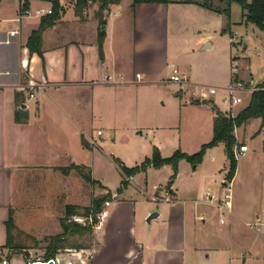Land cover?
<instances>
[{
  "label": "crops",
  "instance_id": "obj_1",
  "mask_svg": "<svg viewBox=\"0 0 264 264\" xmlns=\"http://www.w3.org/2000/svg\"><path fill=\"white\" fill-rule=\"evenodd\" d=\"M71 3L72 0H61L65 12L52 27L43 32L41 56H39L35 53L30 54L26 43L31 33L38 29L40 19L46 15L38 14L37 11L50 9L49 0H28V10L22 16H20L19 0H0V251L2 252L6 251L1 247L6 241L5 223L9 215L15 222L20 212L25 211V214L29 215L27 220H31L29 218L32 215L31 203L27 201L29 194L26 191L32 189L28 180L33 174L40 177L39 185L35 189L41 191L39 206L43 209V215L47 216L48 210L60 204L65 197L68 201L67 206L79 205L78 201L71 202L72 194L64 192L62 178L65 175L61 169L77 166L91 170L82 162L75 161L74 157L76 153L92 148L89 145L88 148H84L81 139L89 144L88 141L92 138L100 140L103 134L97 136L99 130L89 133L85 128L95 118L97 101L101 102L102 109H105L112 95L117 93L119 97L124 98L122 89L126 87H170L173 96L182 99L178 103V112L191 107L198 109L203 115L201 122L207 130L206 142L203 144L209 142L212 137L215 117L212 105L206 102H191L188 91L181 92L177 85L166 83L174 69L184 77L187 74L183 72L185 70L181 65L168 61L166 46L163 50L160 47L161 41L166 39L169 16L174 11L180 13L184 11L191 17L194 15L202 18L203 21L211 20L214 23L216 15L194 4H138L132 9V0H121L118 5L110 6L107 12L103 30L102 56H100L97 45L99 27L93 17L97 6H92L87 12L85 21L81 22L74 14L70 20L65 19L67 9H72ZM127 7L132 12V22L119 20L124 16V10H128ZM90 13L92 17L89 16ZM203 31L208 30L203 26ZM129 33L132 34V44L125 42ZM214 38L215 35L196 34L192 36L191 43L198 51H212L215 46ZM228 44L230 50L234 48L232 40H229ZM226 63L230 70L234 65H239L238 58L231 53ZM137 74L140 76L139 79L136 78ZM229 76L231 77V72ZM30 81L41 87L28 89L27 85ZM249 81L250 85L254 86L253 89H257L259 84L254 85L252 78ZM16 93L23 97L21 113L26 114L23 123H17L14 119L17 110ZM30 93L34 95L33 99L28 98ZM214 106L223 114L226 113L227 109L222 108L219 103ZM260 127V119L250 120L247 124L236 128L233 134L238 146H247V152L251 150L252 159L254 156L257 166L259 164L264 173V123ZM200 146L194 148L196 150H192L193 153L197 152ZM216 147L222 148L224 152L222 144ZM214 148L206 152L210 163L214 162L212 155ZM178 149L180 150V141ZM239 159L232 179L233 184L240 169ZM254 165L253 161L252 167ZM226 170L225 165L220 169L214 165L208 166L204 176L199 175L198 179H192L185 191L174 185H171L167 191L165 184L161 183L157 184L152 194H145V190L141 189L147 201L169 204V207L163 209V230L155 232L154 235L151 233L144 235L137 231L132 201L113 193L112 199L103 210L105 216L93 232L94 240L91 247L86 249V253L80 251L70 253L67 257L55 256L57 264H186V252H198L206 261L213 258L214 261H227L228 264H259L257 259L254 260L251 256L258 245L264 246V226L256 232L246 224L254 223L264 214V202L260 212L253 211L251 206L247 209V213L245 212L247 220L237 215L232 202V213L227 215L231 216L230 219L220 224L218 218V224L227 225V229L217 233H212L208 229V219L217 211L207 203L204 192L206 189L216 192ZM72 174H76L75 170L70 169L66 177ZM47 175L53 177L55 183L47 181ZM200 176L204 181L199 179ZM208 177L215 185V190L205 183ZM132 178L129 180V185L133 183ZM107 191L111 190L106 188L104 193ZM166 195L171 198V202L164 200ZM198 195H201L202 199L194 198ZM90 201L87 200L88 203L83 205L88 207ZM188 202L192 205L187 204ZM21 204L28 209L17 210ZM186 204L189 207H186ZM152 213H157V217L147 224L146 219ZM146 215L144 224L147 227H151L161 218V213L151 208L146 210L143 217ZM62 218L61 215L58 217V219ZM235 221L243 223L249 231L237 230L238 227L234 226ZM196 222L199 224L200 234L195 232ZM25 230L29 233L31 229ZM55 230L61 233L59 224ZM13 261L14 257L10 258V264H13Z\"/></svg>",
  "mask_w": 264,
  "mask_h": 264
},
{
  "label": "rangeland",
  "instance_id": "obj_2",
  "mask_svg": "<svg viewBox=\"0 0 264 264\" xmlns=\"http://www.w3.org/2000/svg\"><path fill=\"white\" fill-rule=\"evenodd\" d=\"M126 10L123 12L124 16L119 20L132 22V12L129 7ZM213 15H216L214 16L215 23L211 20L209 22L203 21L202 18L194 15L191 17L190 14L184 11H181V13L174 11L169 16L170 20L166 29V39L161 41L160 48L163 50L164 46H166L168 61L176 63L179 66L181 65L190 83L198 86L214 87L217 91L216 96L208 100H200L193 94L188 93L191 102H206L216 106L219 103L222 108L227 109L225 103L221 102L223 98H227L224 88L230 82L229 75L231 70L226 60L230 53L232 56L238 58L239 65H234L236 67L234 75L243 85L254 88L249 83L251 81L249 79L251 78L254 85L263 84L264 33L251 24L241 22V9L236 3H232L230 7V33H221V30L226 26V19L215 13ZM89 16L92 17V14L90 13ZM72 17V9H67L65 19L70 20ZM189 19H192L190 21L193 23ZM203 26L208 31H203ZM130 33L125 41L127 44H132V34ZM196 34L199 36L204 34L215 35L213 50L198 51L195 45L191 43L192 36ZM230 34L232 39L229 37ZM229 40L234 42V48L231 50L228 44ZM122 91L124 92V98L119 97L117 93L116 95H112L105 109H102L103 104L97 101L95 118L85 128L89 133L99 130L103 134L100 140L92 138L88 141V145L92 147L90 150L76 153L77 157H74L75 161L82 162L90 167L91 170L85 168V170H81V173L89 176L91 182H85L75 172L76 174H72L70 177H66L65 175L62 178V185L65 188V193L72 194L70 198L71 202H79V205L71 206L80 208L85 207L83 204L88 203L87 200H93L105 195L104 190L106 188L112 191H110L111 199L114 193L115 195H121L120 198L131 200L136 215L137 231L144 235H148L149 233L154 235L155 232L158 233V231L162 232L163 230V209L169 207V204H155L147 201L143 197L145 195L141 189L145 190V194H152L157 184H166L172 174L171 167L166 165L159 168V170L151 168V170L139 172L133 176V183L122 190L120 194H117L116 191L120 187L124 175L116 161H119L126 168H133L139 165L145 157L151 155L153 146L157 147L160 155L166 158L179 150V141V151L191 155L196 150L194 148L206 142L207 130L203 122H201L203 115L198 112V109L190 107L178 112V103L182 99L181 97H174L172 88L170 87H126ZM240 96L243 102L231 108L230 112L226 110L225 114L235 116L247 105L249 95L241 94ZM173 148L176 149L173 150ZM212 151V155L214 156L213 163H210L209 157L206 154L207 150L205 152L206 155H203L201 162L196 168H193L190 163L184 160L179 161L172 185L180 187L185 191L187 184L192 179H198L199 175L204 176L208 166L214 165L220 169L225 165L227 169V158L222 148L216 147ZM252 160L255 162L254 167H252ZM239 161L241 163L240 169L232 187V202L237 215L242 217L243 220H247L246 213L250 206L256 212H260L261 208H263L264 173L261 171V166L259 164L257 166L254 156L252 159L251 150L245 153L243 157H240ZM201 176L199 179L204 181ZM226 177L227 172L224 175V179H227ZM46 178L47 181L55 183L53 177L47 175ZM28 182L32 189L26 191V193L29 194L27 201L31 203L30 213L32 215L29 217L31 220H27L29 215L27 216L25 211L23 212L22 210H27L28 207H24V203L18 206L17 210H21L22 212H20L17 220L14 222L17 226L12 231V236L13 243L22 248L12 252L11 259L14 257L13 264H23L22 253H27L30 261L43 257L48 243L45 238L53 237L60 233L55 228L60 221L58 217L60 215L64 217L66 203L68 202L65 197L60 204L48 210L47 216L43 215V209L39 206L41 191L35 189L39 185L40 177L33 174L29 177ZM205 183L215 190V185H213L210 177L205 179ZM189 198L192 199L193 197ZM194 198L202 199V196L198 195ZM187 204L191 203L188 202ZM187 204L185 206L189 207ZM106 206L104 204V208ZM150 208L158 210L161 213V218L155 221L151 227H147L144 224V219L147 215L143 216L146 210ZM82 213L83 211L79 210L74 216L82 218ZM230 217L226 216L224 220L227 222ZM101 219L97 215L96 225L92 228L91 236H84L82 238L74 236L67 239L65 247L59 249L56 256L67 257L70 253L80 251L86 253V249L90 248L93 244V232ZM71 221H73L72 218ZM208 221V229L212 233L227 229V225L221 226L218 224L217 212L212 213ZM80 225H86V223H80ZM234 226L238 227L237 230H241L242 232L249 231L243 223L235 221ZM25 229L31 230L28 233L25 232L27 231ZM194 229L196 233L200 234L197 222ZM3 253L5 252L3 251ZM251 257L254 260L257 259L259 264H264V246L258 245ZM185 262L186 264H228L227 261H214L213 258H210L208 261L203 260L198 252H186ZM254 263L256 262L254 261Z\"/></svg>",
  "mask_w": 264,
  "mask_h": 264
},
{
  "label": "trees",
  "instance_id": "obj_3",
  "mask_svg": "<svg viewBox=\"0 0 264 264\" xmlns=\"http://www.w3.org/2000/svg\"><path fill=\"white\" fill-rule=\"evenodd\" d=\"M20 14L28 10V0H19ZM121 0H72L71 7L74 16L79 21H85L87 12L92 6H97L94 11L93 17L98 23L97 45L100 56H102V42L104 39V31L101 27L106 25V15L110 6L118 5ZM51 13L43 16L40 19V24L37 30L33 31L29 36L26 47L30 54H37L41 56V43L42 34L47 29L52 27L64 14L65 8L61 4V0H49ZM194 4L209 12L220 15L226 19V26L221 30V33H230V7L232 3H236L241 9V22L244 24H251L258 30L264 33V0H132L131 8L133 9L138 4ZM229 37L232 39L231 34ZM233 44V43H231ZM23 97L15 94V105L17 110L14 113V119L17 123H23L26 120V114L21 113V106ZM212 109L215 113L212 125V137L209 142L202 144L199 150L191 155L185 154L179 150L175 151L169 157H162L156 147H152L151 155L145 158L139 165L133 168L124 167L119 161L118 167L123 172L124 178L120 187L117 189V194H120L129 185V179L139 172H145L147 168L159 169L163 166H170L172 174L165 184V189L168 191L175 179L177 172L178 162L184 160L190 163L195 168L202 160L206 150L216 147L219 144L224 146V153L227 158V179H233L237 160L233 157V148L238 147L234 137V130L239 128L250 120L260 119L261 127L264 123V83L259 85L252 94H250L247 105L242 108L235 116L225 115L220 112L213 104ZM260 127V128H261ZM81 144L84 148H88V144L81 139ZM73 169L85 182H91L89 176L83 175L81 170L85 167L71 166L69 168H62L61 172L66 175L67 172ZM111 200V193L107 191L105 195L93 199L88 207L66 206L65 215L59 221L61 233L53 237H47L45 240L48 242L45 247V252L41 259L43 261L54 260L57 251L64 248L67 239L74 236L82 238L84 236H91L92 228L96 225V217L101 214L104 209V204ZM82 210V217H91L92 223L89 225H80L71 221L72 216L77 214V211ZM14 221L9 215L5 223L6 241L1 249L7 251L6 258L10 260L12 252L20 250L22 247L13 243L12 231L15 229ZM72 248V247H69ZM79 249L81 247H78ZM82 249V248H81ZM25 264H29L27 253L21 254ZM35 260V259H34Z\"/></svg>",
  "mask_w": 264,
  "mask_h": 264
},
{
  "label": "built area",
  "instance_id": "obj_4",
  "mask_svg": "<svg viewBox=\"0 0 264 264\" xmlns=\"http://www.w3.org/2000/svg\"><path fill=\"white\" fill-rule=\"evenodd\" d=\"M27 12V11H26ZM26 12L20 14L22 16L23 14H26ZM38 14H50L51 10L48 9L46 11L38 10ZM20 18V17H19ZM236 70V67H232L231 69V77L229 84L224 88V92L227 96L226 99H222L221 102L225 103L227 107V111L230 112L231 108L239 105L242 103V97L241 94H252L256 89L249 88L246 85H243L242 82L237 80L236 76L234 75V72ZM136 78L139 79L140 76L137 74ZM166 83L175 84L179 87V90L181 92L188 91L190 94H193L200 100H208L212 97L216 96V89L214 87H204V86H198L196 84L190 83L189 80L186 79L182 74H180L176 69L172 71V74L170 75L169 79L166 81ZM41 86L37 83L30 81L27 85V88L30 90L39 89ZM34 95L32 93L28 94L29 99H33ZM231 115V114H230ZM233 116V115H231ZM97 136L101 135L100 131H97ZM247 152V146L240 145L239 147L233 148V157L237 160L238 158L245 155ZM232 187L233 182L232 179H224L220 183L219 189L216 192L211 191L210 189H206L204 192V198L207 201V203L211 206H213L217 213L220 224L225 223V216L230 215L232 213ZM166 202H171V198L166 195L165 199ZM105 205H108V202L105 203ZM105 216V212L99 214V218H102ZM202 219V217H200ZM72 220L74 223L80 224V223H92L91 217H77L72 216ZM246 226L250 229H254L256 232H259L260 229L264 226V214H262L260 217L256 219L254 223H248ZM0 251V264H10V260L6 258L7 251ZM53 264H57V260H51ZM36 262L46 263L47 261H43L41 259H35L31 261L29 264H34Z\"/></svg>",
  "mask_w": 264,
  "mask_h": 264
},
{
  "label": "water",
  "instance_id": "obj_5",
  "mask_svg": "<svg viewBox=\"0 0 264 264\" xmlns=\"http://www.w3.org/2000/svg\"><path fill=\"white\" fill-rule=\"evenodd\" d=\"M101 31L104 30V26L101 27L100 29ZM157 217V213H152L148 216V218L146 219V223L148 224L150 222L151 219ZM34 264H53V262L51 260H48L46 263H41V262H36Z\"/></svg>",
  "mask_w": 264,
  "mask_h": 264
}]
</instances>
